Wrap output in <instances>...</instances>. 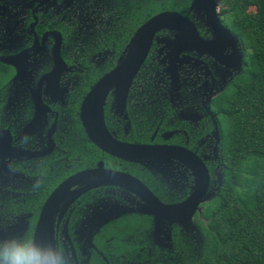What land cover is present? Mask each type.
<instances>
[{"label": "flooded vegetation", "instance_id": "af4514ba", "mask_svg": "<svg viewBox=\"0 0 264 264\" xmlns=\"http://www.w3.org/2000/svg\"><path fill=\"white\" fill-rule=\"evenodd\" d=\"M212 1L227 34L195 0H0V237L54 242L71 264L192 263L207 201L179 223L145 195L186 200L196 159L208 193L222 184L215 101L242 70L245 50L222 21L224 0ZM165 11L189 19L207 44L158 29L126 91L120 79L108 87L105 133L91 138L83 114L99 115L87 104L84 113L86 97L124 60L137 29Z\"/></svg>", "mask_w": 264, "mask_h": 264}, {"label": "trees", "instance_id": "16d2710c", "mask_svg": "<svg viewBox=\"0 0 264 264\" xmlns=\"http://www.w3.org/2000/svg\"><path fill=\"white\" fill-rule=\"evenodd\" d=\"M222 17L245 55L215 101L222 184L196 220L201 243L190 264H264V0H224Z\"/></svg>", "mask_w": 264, "mask_h": 264}, {"label": "water", "instance_id": "95a60500", "mask_svg": "<svg viewBox=\"0 0 264 264\" xmlns=\"http://www.w3.org/2000/svg\"><path fill=\"white\" fill-rule=\"evenodd\" d=\"M195 1H199L201 8L207 16L209 24L215 30H218L221 33L225 32L227 34L228 30L220 25L215 16V5L213 1ZM164 27H176L186 32L187 35L181 37L179 43H188L190 40H193L194 42L202 46H205L207 44V42H205L198 36L194 24L189 19L177 12L165 11L151 17L148 21H146L137 29L135 35L133 36L128 48V54L126 55L124 60L115 69H113L110 73L106 74L99 80V82L91 89L88 96L86 97V100L84 101V113L86 111H90L91 113L93 112L94 115L97 114V110L99 115V117L96 116L93 119L92 117L83 114V120L91 138H95L97 136L102 138L105 133V128L101 116V105L103 102L104 94L106 93L108 87L115 79H120L119 88L123 89L124 92L126 91L131 79L133 78L134 74L139 68V65L144 60L148 49L150 48L154 33L158 29ZM170 43L175 47L176 45H178V42ZM95 100H97V109H95L93 105V102ZM86 104L88 106L87 110L85 108ZM98 120L100 122L99 132L93 124V122L97 123ZM102 146L103 148L110 150V147H108V145ZM195 173L196 187L193 193L186 200L181 203L172 205L163 204L162 202L158 201L148 190H145L147 193L145 195L146 202L149 207L153 209L154 212L158 215L169 220H173L179 223H184L190 220L196 210L201 211V209L199 208V204L204 201H208L213 196V193H208L210 179L207 169L198 159H196ZM68 182L69 181H67V183H64L63 187H65ZM38 240L40 241L42 240V238Z\"/></svg>", "mask_w": 264, "mask_h": 264}, {"label": "clouds", "instance_id": "9594fccd", "mask_svg": "<svg viewBox=\"0 0 264 264\" xmlns=\"http://www.w3.org/2000/svg\"><path fill=\"white\" fill-rule=\"evenodd\" d=\"M0 264H71V259L54 242L42 243L20 234L0 237Z\"/></svg>", "mask_w": 264, "mask_h": 264}, {"label": "rangeland", "instance_id": "374dc122", "mask_svg": "<svg viewBox=\"0 0 264 264\" xmlns=\"http://www.w3.org/2000/svg\"><path fill=\"white\" fill-rule=\"evenodd\" d=\"M192 258H193L192 256H187V257H186V260H187V261H191Z\"/></svg>", "mask_w": 264, "mask_h": 264}]
</instances>
